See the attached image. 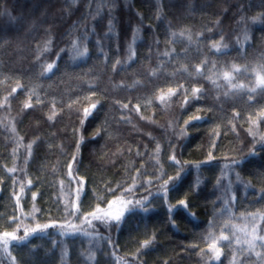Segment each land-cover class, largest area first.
Wrapping results in <instances>:
<instances>
[{
  "label": "trees",
  "instance_id": "trees-1",
  "mask_svg": "<svg viewBox=\"0 0 264 264\" xmlns=\"http://www.w3.org/2000/svg\"><path fill=\"white\" fill-rule=\"evenodd\" d=\"M262 79L264 0H0V264H264Z\"/></svg>",
  "mask_w": 264,
  "mask_h": 264
},
{
  "label": "rangeland",
  "instance_id": "rangeland-1",
  "mask_svg": "<svg viewBox=\"0 0 264 264\" xmlns=\"http://www.w3.org/2000/svg\"><path fill=\"white\" fill-rule=\"evenodd\" d=\"M262 237H264V226L260 217L248 216L235 219L231 215H222L212 225L209 248L217 257L225 247L233 250L236 255L244 253V255L264 256Z\"/></svg>",
  "mask_w": 264,
  "mask_h": 264
},
{
  "label": "snow or ice",
  "instance_id": "snow-or-ice-1",
  "mask_svg": "<svg viewBox=\"0 0 264 264\" xmlns=\"http://www.w3.org/2000/svg\"><path fill=\"white\" fill-rule=\"evenodd\" d=\"M52 67H53V65H51V64H48L47 66H46V70L47 71H50L51 69H52ZM235 67V66H234ZM236 71H239V69L238 68H236L235 69ZM224 78L225 79H230V73H224ZM261 83H264V79H262L261 80ZM254 90V89H253ZM198 91V90H197ZM169 94H172V92H171V90H169ZM160 99L163 101L164 99H165V96L164 95H161V97H160ZM93 107H95V105H93ZM87 112H88V110L87 109H85V114H87ZM114 203V202H113ZM109 207H111V205H109ZM115 219H119V217L117 216V217H115ZM11 237V239H16V236L15 235H13V234H10V233H4L3 234V237ZM222 239H227V237H222ZM262 239H264V237H262ZM4 243H5V245L7 244V240H4ZM212 247H214V244L212 245ZM217 254H218V252H217Z\"/></svg>",
  "mask_w": 264,
  "mask_h": 264
}]
</instances>
